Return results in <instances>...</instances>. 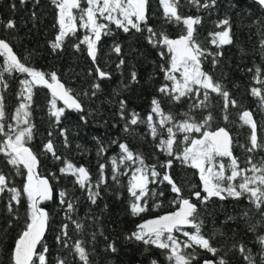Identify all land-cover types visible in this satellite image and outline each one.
Listing matches in <instances>:
<instances>
[{
	"label": "trees",
	"instance_id": "trees-1",
	"mask_svg": "<svg viewBox=\"0 0 264 264\" xmlns=\"http://www.w3.org/2000/svg\"><path fill=\"white\" fill-rule=\"evenodd\" d=\"M13 4H15L14 9L11 7ZM85 6V0H81V7ZM178 12L184 17L202 18L201 24L196 26V39L211 52H216L218 49L210 43L209 33L222 30L216 27V21L225 17L230 18L233 44L219 49L223 52V56L219 58L215 67L211 63L212 57L209 56L203 61L202 69L224 85L230 98L237 101L236 106L229 103L225 111L223 98L216 93H210L207 108H190V105L197 103L198 99H203L202 93L199 98L184 97L180 102H174L169 96L160 93L158 89L162 84L167 83L171 87V82L165 80L164 72L160 67L161 65L168 67L170 57L166 55L162 58L159 55L162 50L166 52V48L153 47L145 38L148 35L146 31L136 32L132 29L125 33L115 24L110 23L111 34L102 35L97 45V61L93 64L88 56L87 46L80 43L88 33L79 27V20L75 34L65 37L60 49H52L51 42L55 40L59 27L58 10L51 0H38V2L25 0L24 3L20 0H0V39L9 43L13 52L26 66L42 71L46 75L55 72L58 79L71 90V94L79 99L84 108L83 113L66 109L60 123L56 124L54 117L49 115L51 100L49 90L42 85L32 89L30 119L35 127L33 139L27 147L37 156L38 175L46 177L53 189V199L42 201L40 204L49 213V222L42 241L49 249L46 254L48 264H56L57 258L66 259L67 264H82L70 247L65 248L63 243L56 241V237L61 235L63 224L69 225L67 229L69 244L77 240L83 241L90 264H150L153 259L157 264H172L165 258V252L155 246H146L142 242L125 239L136 230V226L142 220L174 211L178 203L173 202L176 194L171 191V186L167 182L157 181L148 184L149 193L144 198L147 201V211L136 216L131 214L129 202L132 197L127 190L128 182L132 171L140 165L132 162L120 164L119 183L114 181L111 158L116 157L119 163L118 143H127L134 153H139L143 157L145 165H155L156 171L161 176L165 169L160 165L171 157L157 147L161 138L167 139V133L160 128L159 117L155 114L153 121L156 122L160 133L155 139L147 123L131 126V132L123 131L125 121L121 120L118 114L121 100L126 101V115L136 112L140 119L145 121L151 111V101L154 97L160 101L164 113L173 115L174 122L183 120L184 113H188L197 122L211 113L213 119L210 127L203 130L225 128L232 137V152L241 168H250L247 163L249 155L252 156L253 163L259 164L264 161V148L252 153L246 151L251 128L240 120L243 111H250L257 125L258 140L264 142V105L258 97L251 95L253 87L264 91V85L257 83L253 78L255 67L258 66L262 70L260 78L264 80V55L260 46V41L264 39V35L261 34L264 33L263 9L253 0H241L239 4L237 0H217V7L208 10L197 9L187 0H179ZM76 14L78 15V12ZM148 17L150 26L157 32H164L170 38L178 37L183 32L182 24L166 21L159 0H149ZM8 20L14 21V28L6 27ZM100 22L107 23L103 20ZM76 44H80L79 50L74 47ZM116 44L121 46L119 55L113 51V46ZM4 59L0 56V68ZM121 59H124L125 64L118 69L117 64ZM97 65L101 70L110 73L111 78L98 79L95 72ZM90 70L91 74H89ZM133 71L137 73L136 82L131 81L130 74ZM3 79L7 84L6 88L0 84V95L4 97L7 113L5 123L14 124L11 117L22 102L19 95L21 81L30 77L14 71L10 74L5 72ZM95 83L100 84L99 90L93 89L92 85ZM93 91L96 93L94 96ZM57 107L64 106L57 102ZM225 115L228 117L227 120L224 119ZM81 116L85 119L82 120ZM62 128L67 129V147L64 137L60 135ZM49 132L52 133L51 136ZM200 135L193 133L195 138H199ZM114 139L118 143H110ZM177 139L182 141L183 134H177ZM48 140H52L56 154L61 157L60 160H56L51 153L44 150L43 145ZM99 144L106 147L102 155L97 154ZM183 147L181 143L179 148ZM171 159L173 165L167 171L181 188V195L197 205L199 219L203 221L202 233L211 237L214 247L221 249L218 256H224L228 264H247L239 251L232 249L233 244L242 242L251 250L256 264H260L261 246L256 236L264 234V219L248 199L246 197L239 200L212 198L206 205H201L192 198L193 192L200 191L201 181L198 170L182 164L179 160ZM64 160H70L77 167L85 166L90 173L94 189L99 180V165H105L103 172L105 182L99 186L100 195L95 204L88 200L86 191L73 184L74 177L60 173L59 169L64 166ZM224 163L228 164V158H224ZM0 171L9 177L10 187L22 188L26 170L22 169L24 175H17L15 169L7 164L3 154H0ZM227 174L230 172H226ZM235 182L238 183L239 178ZM61 190H67L69 198L74 199L75 212L71 215L73 220L83 223L82 231L75 230V225L67 219L64 209L59 205L58 193ZM10 195L7 191L0 194V264H11L15 240L23 230L26 219L28 204L26 197H21L18 205L13 202L14 213H9L7 204ZM245 210L249 211L248 218L241 217V213ZM228 216H234L236 219L225 222ZM248 224H256V231L250 232ZM186 231L192 232L194 229ZM174 235L181 241L187 239L182 233H174ZM109 243H115L117 248L115 253L108 250ZM42 250L39 245L37 251ZM185 251L193 250L185 249ZM195 254L196 259L192 264H203L205 259L217 258L199 247L195 248Z\"/></svg>",
	"mask_w": 264,
	"mask_h": 264
},
{
	"label": "snow or ice",
	"instance_id": "snow-or-ice-1",
	"mask_svg": "<svg viewBox=\"0 0 264 264\" xmlns=\"http://www.w3.org/2000/svg\"><path fill=\"white\" fill-rule=\"evenodd\" d=\"M20 2L24 3L25 0H20ZM51 2L58 10L57 25L59 27L55 40L51 42L53 50L62 47L65 37L75 34L77 20L80 22L79 27L85 29L88 33L84 35L80 43L87 46V52L93 64H96L97 61V45L102 35L111 34L110 23L115 24L117 28L122 29L125 33L132 29L136 32L146 31L148 35L145 38L153 47L166 48L167 51L162 50L159 55L162 58L166 55L170 57L169 66L164 67V65H161L160 67L164 72L165 80L171 82V87L167 83L162 84L158 89L160 93L169 96L174 102H180L184 97L195 96L199 98L202 93L203 99H198V102L190 105V108H207L210 93H216L223 98L225 111L229 103L232 106L237 105V101L230 98V94L224 85L219 80H214L211 75L202 69L203 61L209 56L212 57L211 63L215 67L219 62V58L223 56V52L219 49L225 45L233 44L232 24L229 17L216 21V27L222 30L209 33L210 43L218 49L216 52H211L196 39V26L201 24L202 18L200 16H181L178 12L179 0H159L166 21L184 26L182 34L177 38H170L162 31L157 32L148 24L149 0H86L87 7L83 8L81 7V0H51ZM187 2L197 7V9L208 10L217 7V0H203V2L201 0H187ZM240 2L241 0H237V4ZM254 2L260 8H264V0H254ZM11 7L14 9L15 4ZM33 17L35 18V13H33ZM101 20L107 23L100 22ZM254 23L256 22L254 21ZM6 27L9 29L14 28V21L8 20ZM261 34L264 35V33ZM260 46L262 55H264V39L260 41ZM74 47L79 50L80 44H76ZM113 51L119 55L121 46L119 44L114 45ZM0 56L5 58L2 68H0V84H3L5 88L7 87L3 79L5 72L10 74L18 71L30 77V79L21 81L22 87L19 95L22 102L11 117L14 124L5 123L7 113L5 112L4 97L0 95V154H3L7 164L15 169L17 175H24L22 169L26 170V178L22 188L10 187L9 177L0 171V194L6 191L11 194L7 211L14 213L13 202L18 205L21 197H26L28 202L24 228L15 240L11 253V264H37V261L38 264H48L46 254L49 249L42 241L48 226L49 213L40 204L42 201L53 199V189L48 179L40 178L37 175V156L31 148L27 147V144L33 139L35 127L30 119L32 89L37 85H44L51 89L49 115L54 117L56 124L60 123L66 109L83 113L84 108L79 99L71 95V90L65 89L64 85L60 83L55 72L46 75L42 71L26 66L15 55L9 43L3 39H0ZM124 64V59H121L117 64V68L119 69ZM248 71H253V69H248ZM261 71L260 67H255L253 78L257 83L264 85V80L260 78ZM95 72L98 79L111 78V74L101 70L98 65ZM177 73H179V78H177ZM89 74H91V70ZM130 75L131 81L136 82L137 73L133 71ZM92 87L99 90L100 84L95 83ZM95 94V91H93L92 95ZM251 95L258 97L264 105V91L261 88H251ZM57 99L62 100L65 107H57ZM151 104V111L145 121L141 120L136 112L126 115V101L121 100L118 114L120 119L125 121L123 131L131 132V126L138 123H147L150 133L155 139L160 135L156 122L153 121V114H155L159 117L160 128L167 133V139L161 138L157 147L166 152L169 157L198 170L202 189L193 192L192 195L201 205H206L212 198L239 200L246 197L261 218L264 219V161L259 164L253 163V158L249 155L247 163L250 168H241L238 159L233 155V140L229 132L223 127L215 131L203 130L210 127V122L213 119L211 113L199 122L188 113H184L185 118L183 120L174 122L173 115L164 113L157 98L154 97ZM81 119L84 120L85 118L81 116ZM224 119H228L227 115L224 116ZM240 120L244 125L251 128L249 146L246 147V151L252 153L257 149L264 148V142L258 140L257 125L252 113L247 110L243 111ZM66 132L67 129H60V135L64 137L65 147L68 146ZM193 133H200L201 135L199 138H195ZM177 134H183L182 141L177 139ZM51 135L52 133L49 132V136ZM110 143L116 144L118 141L114 139ZM181 143L184 145L182 149L179 148ZM118 147L120 149L119 163L116 157L111 158L113 166L112 179L114 181L119 183L120 164L132 162L140 165L132 171L127 189L132 197L129 202V210L133 216L147 211V201L144 198L149 193L148 184L157 181L160 183L167 182L171 186V191L176 194V199L173 202L179 205L178 210L175 212L137 225L136 230L127 235L125 239L142 242L146 246H155L165 252V258L172 264H192L196 259V247L217 257L215 260L205 259L203 264H228L224 256H218L221 249L213 246L211 237L202 233L203 221L199 219L197 205L192 203L189 198L181 195V188L177 186L167 171L172 167L173 159L170 158L160 165L165 169L164 174L161 176L156 171L155 165H145L143 157L139 153H134L127 143L120 142ZM242 147L244 146L242 145ZM43 148L47 153H51L56 160L61 159L56 154L52 140H48ZM105 151L106 147L99 144L97 154L102 155ZM224 158H228L227 165L224 163ZM63 163L64 166L59 169L60 173L74 177L73 184L86 191L88 200L95 204L100 195L99 186L105 182L103 175L105 165H99V180L94 189L91 184L90 173L85 166L80 165L77 167L70 160H64ZM226 172H230V174L226 175ZM237 178H239L238 183L235 182ZM58 198L59 205L64 209L67 219L75 225L76 231H82L84 228L83 223L72 219L71 214L75 212L74 199L69 198L67 190L59 191ZM142 200L143 203H141ZM241 217L248 218L249 211H243ZM235 219L234 216H228L225 222ZM9 225H11V221H9ZM186 226L191 227L194 231H186ZM68 227V224L62 225L61 235L56 237V241L63 243L65 248L70 247L82 264H90L83 241L77 240L69 244ZM256 228V224H248L250 232H255ZM174 233H182L187 239L181 241ZM93 239H95V234H93ZM256 240L261 246L260 264H264V234L256 236ZM37 245H40L43 250L37 251ZM107 248L113 253L117 251L115 243H109ZM185 249H192L193 251L186 252ZM232 249L239 251L247 264H256L251 250L247 249L242 242L233 244ZM56 264H67V261L64 258H57ZM150 264H157V261L153 259Z\"/></svg>",
	"mask_w": 264,
	"mask_h": 264
},
{
	"label": "water",
	"instance_id": "water-1",
	"mask_svg": "<svg viewBox=\"0 0 264 264\" xmlns=\"http://www.w3.org/2000/svg\"><path fill=\"white\" fill-rule=\"evenodd\" d=\"M254 1V0H253ZM263 9V11H264V8H262ZM175 38H177V37H175ZM88 53V52H87ZM16 55V54H15ZM89 56V55H88ZM89 58H90V56H89ZM91 59V58H90ZM60 81V80H59ZM60 83H62L63 85H64V83L62 82V81H60ZM42 86H44V85H42ZM44 87H46V86H44ZM64 87H65V89H67L66 88V86L64 85ZM48 90H49V92H50V94H51V89H49L48 87H46ZM52 95V94H51ZM72 95V94H71ZM57 102L58 103H60L61 105H63L64 106V103H63V101L62 100H60V99H57ZM65 107V106H64ZM216 130V129H215ZM215 130H213V131H215ZM231 136V135H230ZM36 173H37V167H36ZM37 175H38V173H37ZM39 176V175H38ZM40 178H46V177H43V176H39ZM47 179V178H46ZM49 181V180H48ZM49 183H50V181H49ZM50 185H51V183H50ZM201 189H202V182L200 183V191H201ZM203 194V193H202ZM193 199H196L194 196L192 197ZM191 200V199H190ZM191 202L192 203H194L192 200H191ZM178 207H179V205H178ZM178 207L174 210V211H171V212H167V213H163V214H161V215H158V216H154V217H149V218H146V219H144V220H142L139 224H141V223H143L144 221H147V220H150V219H154V218H156V217H159V216H163V215H165V214H168V213H172V212H175V211H177L178 210ZM138 224V225H139ZM188 229H192L191 227H188V226H186L185 227V230H188ZM47 230V229H46ZM45 233H46V231H45ZM44 236H45V234H44ZM44 238V237H43ZM38 246L39 245H37V249H38ZM208 260H212V259H208Z\"/></svg>",
	"mask_w": 264,
	"mask_h": 264
},
{
	"label": "rangeland",
	"instance_id": "rangeland-1",
	"mask_svg": "<svg viewBox=\"0 0 264 264\" xmlns=\"http://www.w3.org/2000/svg\"><path fill=\"white\" fill-rule=\"evenodd\" d=\"M85 2H86V0H85ZM85 7H87V5ZM176 75H177V78H179V73H177Z\"/></svg>",
	"mask_w": 264,
	"mask_h": 264
}]
</instances>
